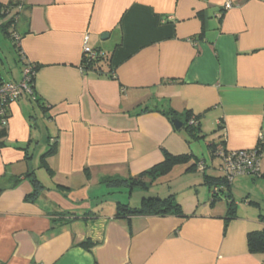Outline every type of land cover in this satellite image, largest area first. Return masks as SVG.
Instances as JSON below:
<instances>
[{
	"label": "crops",
	"instance_id": "1",
	"mask_svg": "<svg viewBox=\"0 0 264 264\" xmlns=\"http://www.w3.org/2000/svg\"><path fill=\"white\" fill-rule=\"evenodd\" d=\"M224 1L0 0V28L18 36L15 65L0 54V79L20 82L24 64H37L42 103L23 95L6 107L0 264H264V251L247 247V233L264 228V0ZM84 35L108 58L96 70L82 67ZM256 146L259 175L234 176L212 200L215 150ZM164 152L187 159L149 188L197 172L201 201L169 193L180 213L116 216L118 202L132 205L126 180Z\"/></svg>",
	"mask_w": 264,
	"mask_h": 264
},
{
	"label": "trees",
	"instance_id": "2",
	"mask_svg": "<svg viewBox=\"0 0 264 264\" xmlns=\"http://www.w3.org/2000/svg\"><path fill=\"white\" fill-rule=\"evenodd\" d=\"M6 8H8V5H0V14H5L6 13ZM9 23L12 22V18L8 21ZM12 37V33L10 34ZM14 46L17 45L16 40H13ZM100 61H103L104 63H108V58L104 57L103 55L96 56L94 58H83L82 59V67L83 69L89 70V69H98V67H95L97 63ZM30 64L34 70V74L30 78V87H31V92L28 94V96L31 99H35L37 102L41 103L38 97H35L34 95V87H33V82H34V75L35 72L38 69V65L34 63H25ZM1 81V79H0ZM42 104V103H41ZM161 113L166 115L171 121L176 117V113L172 108H164L160 110ZM189 112H187V119L184 121V125L187 127L189 132L194 133L195 130L197 129V123L195 121V117L191 116ZM5 117L7 118V111L5 108ZM193 120L192 123L189 122V120ZM6 124V123H5ZM5 125L0 126V138L5 135ZM54 144V139H52V145ZM54 148H50L47 152H45L43 155L46 156V154H51L53 153ZM43 156V157H44ZM187 159L186 155H171L167 152H164V160L161 161L160 163L156 164L155 166L149 168L148 170H145L143 172H140L138 175L135 177H131L128 180H126V183L130 189L137 187L142 190H146L149 188V185L151 181H153L157 176L167 172L172 165L175 163L183 162ZM260 175L264 176V173H261ZM148 178V181H145L144 178ZM110 180V179H109ZM32 183L34 184L35 187L38 186L39 182L36 180L34 177L31 179ZM114 182H119L121 181L120 179L113 180ZM206 181L210 183L211 187L216 184H224L223 188L229 187L230 183H227L223 180L221 176H216V177H207ZM223 188L220 191H223ZM219 192L215 193L212 192V200L216 195H218ZM33 193L29 194L28 196H32ZM228 214L233 215L234 209H233V203L234 201L230 199L231 195L228 194ZM180 213L181 212V207L178 202L175 201L173 195H167L163 198L158 197L157 195H146L143 196L140 203L132 206L129 205L128 203L125 202H118L116 205V216L118 217H126L129 215H142V214H167V213ZM261 221H264V216L261 215L259 216ZM228 217L225 218L227 222ZM225 222V223H226ZM85 246L87 245V242H83ZM247 247L248 250L252 253L258 252V251H264V228L259 229V230H252L247 233Z\"/></svg>",
	"mask_w": 264,
	"mask_h": 264
},
{
	"label": "built area",
	"instance_id": "3",
	"mask_svg": "<svg viewBox=\"0 0 264 264\" xmlns=\"http://www.w3.org/2000/svg\"><path fill=\"white\" fill-rule=\"evenodd\" d=\"M231 0H225L222 4L223 9L232 7ZM21 4H18L20 9ZM13 40H18V36L12 31ZM102 55V52L92 49L87 44V35H84L82 41V59L94 58ZM34 74V70L30 64H26L22 68V79L20 82L0 81V126L5 125V108L7 104L23 95H28L31 92L30 78ZM190 123L193 120H189ZM260 146L251 149L228 150L219 148L215 150V155L220 159L218 170L221 177L227 183H231L232 178L236 175H259V156ZM202 167V163H199ZM224 184H216L211 187V192H220Z\"/></svg>",
	"mask_w": 264,
	"mask_h": 264
},
{
	"label": "rangeland",
	"instance_id": "4",
	"mask_svg": "<svg viewBox=\"0 0 264 264\" xmlns=\"http://www.w3.org/2000/svg\"><path fill=\"white\" fill-rule=\"evenodd\" d=\"M6 20L7 17L3 19L0 18V22ZM11 40H13V38L11 39L10 36L7 37L0 28V54L3 60L5 61L6 68H8V64L10 67H13L15 65L14 57H16V55L14 56L15 51L13 49ZM205 142L206 141L204 139H200L198 141H194L193 143L195 147H201L200 149L205 154L206 159H209V150ZM197 176L198 180L196 178ZM200 182H203L202 174L197 172H187L186 174L180 175L169 181H165L163 183L150 187V191L148 192H146L145 190L142 191V189L135 187L133 193L131 194L130 202L133 205L136 204L135 201H140L141 193H147L148 195H158L162 198L168 195L169 193H173L175 199H181L186 205H189L193 203L196 197L200 199L199 201H201L204 186L203 183L202 185L197 184ZM208 193L209 191H207L206 194L208 195Z\"/></svg>",
	"mask_w": 264,
	"mask_h": 264
},
{
	"label": "water",
	"instance_id": "5",
	"mask_svg": "<svg viewBox=\"0 0 264 264\" xmlns=\"http://www.w3.org/2000/svg\"><path fill=\"white\" fill-rule=\"evenodd\" d=\"M106 36H107V34H103V35H102L103 38L106 37ZM172 123H173V125H174V127H175L176 129H178V128H180V127L182 126V121L179 120L178 118H174V119H172Z\"/></svg>",
	"mask_w": 264,
	"mask_h": 264
}]
</instances>
